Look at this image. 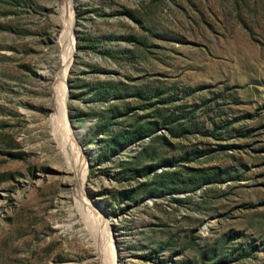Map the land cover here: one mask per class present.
Wrapping results in <instances>:
<instances>
[{
  "label": "rangeland",
  "instance_id": "rangeland-1",
  "mask_svg": "<svg viewBox=\"0 0 264 264\" xmlns=\"http://www.w3.org/2000/svg\"><path fill=\"white\" fill-rule=\"evenodd\" d=\"M57 1L0 0V264H264V0H72L78 150Z\"/></svg>",
  "mask_w": 264,
  "mask_h": 264
},
{
  "label": "bare ground",
  "instance_id": "bare-ground-1",
  "mask_svg": "<svg viewBox=\"0 0 264 264\" xmlns=\"http://www.w3.org/2000/svg\"><path fill=\"white\" fill-rule=\"evenodd\" d=\"M72 3H73L72 0H58L56 3V6L59 11L61 27H62V31L58 37V42L62 47L63 66L56 74V82L53 87L55 105H56V116L54 118L59 120L63 124V130H65L66 132V139L70 142L71 146H73L78 150L79 148L78 145H76L74 133L71 132L67 118L65 117V103H66L65 79L67 76L68 67L71 62L74 51V37L72 31V27H73ZM73 169L76 174V186L79 189V191H77L78 198L83 208L87 210L88 207L86 205L88 203L84 199L85 195L83 196V189H82L84 177L86 174L85 164L81 165L80 163H77L76 165L73 166ZM95 210L96 209H94V211ZM103 234H105L104 244L106 246V249L102 246V251L104 250V253L102 255L104 261L102 262H104V264H110L108 262L114 259V252H113V247L109 242V239H111L109 227L104 228Z\"/></svg>",
  "mask_w": 264,
  "mask_h": 264
},
{
  "label": "trees",
  "instance_id": "trees-1",
  "mask_svg": "<svg viewBox=\"0 0 264 264\" xmlns=\"http://www.w3.org/2000/svg\"><path fill=\"white\" fill-rule=\"evenodd\" d=\"M167 123H162L160 124L158 121H153V122H150L148 123L149 127H152V130H149V129H146L144 131V133H140L139 136H146V135H149L151 132H153V130L155 129V127H157L158 125H161L163 126L164 128H166L168 134L170 136H174V134H172V130L170 128V124L169 123H174L175 120L168 118L167 120ZM181 126V124H178ZM135 129V128H132V130ZM183 130V129H182ZM136 132V130H134V133ZM134 135H131V137H133ZM156 138L160 139L162 142L161 146H163L164 144H168L169 142L167 140L164 139L163 136H156L154 139H149L147 144L145 146H143L141 148V150H139L135 155H133L131 158L132 159H138L140 156L142 157H145L146 159L149 158V159H152L154 160L155 159V156H148V153H147V146L152 142L154 141ZM130 142V138H129V134H126L125 133H115L114 136L111 137V139L109 141H107L106 145H105V148L108 147L111 149V150H117L118 148H123L124 144L126 143H129ZM157 158V156H156ZM158 160V159H157ZM159 162H157L158 164L157 165H162V163H164L166 160L162 159V158H159L158 160ZM122 162L119 164L121 165ZM168 164H170V162H168ZM153 166L151 165V162H147L146 164L142 165L141 168H140V171L136 172V171H132L130 172L131 174H134V173H138V175H142L143 173V170H147V169H151ZM142 185V184H141Z\"/></svg>",
  "mask_w": 264,
  "mask_h": 264
},
{
  "label": "water",
  "instance_id": "water-1",
  "mask_svg": "<svg viewBox=\"0 0 264 264\" xmlns=\"http://www.w3.org/2000/svg\"><path fill=\"white\" fill-rule=\"evenodd\" d=\"M74 13V8H72V14ZM74 39H75V37H74ZM66 96H65V101H66V99H67V87H66V94H65ZM65 117L67 118V120H68V116H67V103H66V106H65ZM68 122H69V120H68Z\"/></svg>",
  "mask_w": 264,
  "mask_h": 264
}]
</instances>
